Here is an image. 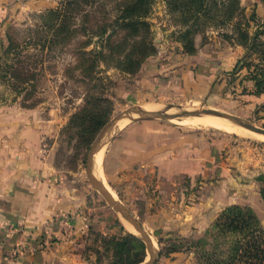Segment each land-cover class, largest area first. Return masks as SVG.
I'll use <instances>...</instances> for the list:
<instances>
[{
    "label": "rangeland",
    "instance_id": "rangeland-1",
    "mask_svg": "<svg viewBox=\"0 0 264 264\" xmlns=\"http://www.w3.org/2000/svg\"><path fill=\"white\" fill-rule=\"evenodd\" d=\"M122 2L130 4L131 0H10L1 4V62L10 59L15 67L20 62L32 66L37 77L28 97L31 87L24 85L22 89L16 86L12 74L0 72V170L8 169L10 175V165L19 160L27 169L35 170L38 180L59 185L65 194L66 209L54 218L57 228L72 230L77 221L87 222L84 238L89 240L81 247L84 257L90 260L87 264H116L115 245L127 233L140 239L142 236L126 228L124 222L128 221L91 184L87 166L101 132L121 113L130 111L129 116L124 115L108 128L101 142L103 153L113 138L137 123L153 122L216 134L226 147L219 152L209 175L193 186L188 184L190 202H196L201 192L207 191L211 204H216V218L229 207H249L264 228L260 181L264 176V135L249 129L246 134H234L190 122L207 115L244 128L235 120L215 114L166 119L143 118L133 111L177 115L212 109L264 129V102L255 101L254 82L248 79L247 68L236 74L233 69L224 72L210 92L179 96H160L158 91L147 90L149 82L143 83L142 78L148 63L167 66L179 56L219 54L221 48L214 46L217 43L213 45L214 40L225 45V50L242 48L241 59L259 62L264 48L247 50L243 41L248 43L255 31V21L250 22L249 30L246 27L253 13L260 22L264 21L263 3L258 6L252 0H148L144 13L127 18ZM142 40L152 47L141 48ZM257 43L263 44L264 36ZM206 45L212 48H204ZM146 50L150 55L145 59L142 53ZM96 177L102 183L101 176ZM103 185L129 211L106 180ZM132 216L143 226L135 214ZM198 223L197 219L187 222L183 230L161 228L163 221H158L160 225L153 231L143 226L157 255L152 264L169 262L162 254L166 243L203 238L214 222L196 229ZM178 253L180 259L186 255ZM187 255L185 264H190L194 254ZM141 256L134 247L125 263ZM149 258L146 246V258L140 264Z\"/></svg>",
    "mask_w": 264,
    "mask_h": 264
},
{
    "label": "crops",
    "instance_id": "crops-1",
    "mask_svg": "<svg viewBox=\"0 0 264 264\" xmlns=\"http://www.w3.org/2000/svg\"><path fill=\"white\" fill-rule=\"evenodd\" d=\"M252 1L261 4V0ZM9 2L0 0V6ZM213 45L221 48L219 54L179 56L167 66L148 63L142 75L143 83L149 82L147 90L160 96L210 92L224 72L235 68L243 51L239 47L226 51L216 40ZM253 96L264 102V94ZM225 147L216 134L137 123L108 143L103 172L108 186L145 229L153 231L163 221L161 228L183 230L194 219L199 222L196 229L206 228L216 219V204H211L207 191L191 203L187 187L209 175ZM10 166V175L8 169L0 170V264H87L90 260L81 251L89 240L84 238L87 222L81 219L72 230L65 226L60 230L54 221L66 209L64 191L38 180L35 170L22 161ZM179 257V253L170 255L167 264H185L188 255Z\"/></svg>",
    "mask_w": 264,
    "mask_h": 264
},
{
    "label": "trees",
    "instance_id": "trees-1",
    "mask_svg": "<svg viewBox=\"0 0 264 264\" xmlns=\"http://www.w3.org/2000/svg\"><path fill=\"white\" fill-rule=\"evenodd\" d=\"M145 1L147 6L148 0H131L130 4L122 2L125 3V5L123 4V12L127 18L132 14L144 13ZM196 1L191 0L192 3H196ZM261 2L264 4V0H261ZM256 16V13H253L246 25L247 30H249L251 27L250 22H256L254 25L255 31L251 34L249 42L243 41L247 50L258 47L264 48V43L261 45L257 43L258 39L264 36V22H260ZM194 17L197 18V16ZM139 46L141 48H151L152 44L148 47L144 45V40H142ZM11 49L13 48H9V50ZM147 51L142 53L144 57L146 55L145 59L150 55L146 54ZM261 53L262 56H260L259 62H252L249 58L240 59L232 70V73L236 74L247 68V77L254 82L252 94L257 96L264 94V49ZM10 63V59L1 62L0 55V72L2 73L5 70V72L12 74L16 80V86L22 87V89L24 85L26 88L31 87L32 90L27 94L29 97L35 88L36 70L34 71L32 66H25L22 62L16 67ZM260 181L263 183L261 197L264 202V176H261ZM134 247L141 251L142 256L129 264L142 263L146 258V245L142 239L127 233L115 245L116 264H126L125 261L131 257ZM178 252H185L186 255L194 254L191 264H264V228L252 209L232 206L218 215L203 238L189 241L175 240L166 243V246L162 247V254H165L166 257Z\"/></svg>",
    "mask_w": 264,
    "mask_h": 264
},
{
    "label": "water",
    "instance_id": "water-1",
    "mask_svg": "<svg viewBox=\"0 0 264 264\" xmlns=\"http://www.w3.org/2000/svg\"><path fill=\"white\" fill-rule=\"evenodd\" d=\"M136 114L141 115L143 118H147V117H160V118H166V119H173L176 117H181V116H199L203 113H207V114H215L221 117H225L228 118L230 120H235L237 121L241 126H243L244 128H247L251 131H254L256 133L262 134L264 135V129L260 128L258 126L252 125L251 123L245 121L242 118L236 117V116H232L230 114H225L222 112H219L217 110H212V109H207L204 110L202 112H195V113H191V112H184L182 114H177V115H173V114H167V113H162V112H154V111H148V110H144V109H137V110H133ZM124 115L129 116L130 115V111H127L125 113H121L118 117H116L102 132L101 134L98 136L94 146H93V150L90 154V160L88 162V166H87V172H88V176H89V180L91 182V184L97 189L99 190V192L104 196V198L109 202V204L114 207V209H116L118 212H120L124 218L134 227V229L141 234L143 241L146 243L147 246V250L149 252V261L146 262L145 264H152L155 260L157 255L155 254L154 251V243L151 239L150 234L143 228V226L136 220V218L134 216H132V214L121 204L119 203L114 196L106 189V187L98 180V178L96 177V175L94 174V156L102 149L101 148V142L108 130L109 127L113 126L119 119H121Z\"/></svg>",
    "mask_w": 264,
    "mask_h": 264
},
{
    "label": "bare ground",
    "instance_id": "bare-ground-1",
    "mask_svg": "<svg viewBox=\"0 0 264 264\" xmlns=\"http://www.w3.org/2000/svg\"><path fill=\"white\" fill-rule=\"evenodd\" d=\"M206 116L205 117H196L193 121H190V122H192V124H195V125L209 126V127L221 129L224 131H228V132H231L234 134H246L249 132L248 129L246 130V129H244L240 126H237L233 123L221 120V118L220 119H218V117L209 118L208 116L207 117ZM103 157H104V153H103V147H102V149L94 156V168L93 169H94V174L96 176H99V177L101 176L102 184H105V179L103 178V176H104L103 175ZM124 224H125L126 228L131 233L137 234L136 230L134 229V227L130 223L124 222Z\"/></svg>",
    "mask_w": 264,
    "mask_h": 264
},
{
    "label": "built area",
    "instance_id": "built-area-1",
    "mask_svg": "<svg viewBox=\"0 0 264 264\" xmlns=\"http://www.w3.org/2000/svg\"><path fill=\"white\" fill-rule=\"evenodd\" d=\"M37 247H40V245H38ZM35 247H32V249H34Z\"/></svg>",
    "mask_w": 264,
    "mask_h": 264
}]
</instances>
